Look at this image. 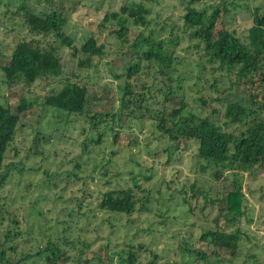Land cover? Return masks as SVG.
<instances>
[{"label":"rangeland","instance_id":"obj_1","mask_svg":"<svg viewBox=\"0 0 264 264\" xmlns=\"http://www.w3.org/2000/svg\"><path fill=\"white\" fill-rule=\"evenodd\" d=\"M139 2L148 9L144 26L127 18V31L118 37L115 19L102 20L122 4ZM21 3L34 12L59 5L66 14L62 32L71 44L78 49L92 37L102 54L78 65L85 56L79 50L28 32ZM187 5L205 14L216 9L215 30L225 27L243 42L252 10L257 7L264 15V0H0V103L12 112L20 99L30 103L18 114L3 157L7 178L0 188V249L5 257L0 264H125L120 256L126 249L135 253V264H264V162L215 177L218 166L197 157L189 134L172 140L165 130L168 113L181 98L180 115L207 117L234 134L244 126L225 117L228 102L246 108L244 122L261 116L264 46L257 58L261 68L249 79L236 77L237 66L218 68L202 44L188 37L182 21ZM143 37L164 42L171 56L168 67L142 58ZM34 38L57 46L60 74L29 86H7L2 66L12 46ZM134 62L140 68L127 80L125 68ZM68 82L86 89L81 114L42 104ZM124 82L130 86L127 95L122 94ZM236 185L242 207L231 214L223 203ZM126 187L134 198L132 213L97 207L105 190ZM7 227L16 234L2 243ZM207 229L237 230L234 254L201 239ZM47 241L64 253L51 263L45 257L53 249L42 251L52 247Z\"/></svg>","mask_w":264,"mask_h":264},{"label":"trees","instance_id":"obj_2","mask_svg":"<svg viewBox=\"0 0 264 264\" xmlns=\"http://www.w3.org/2000/svg\"><path fill=\"white\" fill-rule=\"evenodd\" d=\"M19 9H23V23L30 34L39 37L51 36L58 44L69 46L74 52L79 50L83 53L84 59L80 60L78 65L86 64L90 57L102 54V45L96 44L92 37H87L78 49L71 44L70 37L62 32V27L66 22V14L59 5L34 12L21 3ZM147 14L148 9L140 2L122 4L118 11L104 14L102 20L105 21L108 17L115 19L118 25L115 33L121 37L127 31L125 26L127 18H130L135 25L144 26L147 23ZM216 16V9L212 10L210 14H205L204 10H198L189 5L185 6L182 21L184 28L188 29V37L197 39L202 44L208 60L217 63L218 68L224 67L229 71L237 66L236 77L249 79L255 69L264 68L262 66L264 62L260 67L257 60L259 48L264 46V15L258 12L257 7L252 10V24L247 29L244 42L232 30L225 27L215 30ZM143 40L146 46L140 53L142 58L147 61L154 59L159 66L168 67L171 56L165 53L164 42L156 41L150 37H143ZM168 43H172V39H169ZM133 47L138 51L136 49L137 44ZM56 52V45L41 44V39L16 41L11 48L6 64L2 66L3 82L7 86L15 83L29 86L40 78L59 75L61 67ZM139 68L138 62L128 64L124 72L125 79L128 80ZM261 80L264 81L262 73ZM128 93H130V86L124 82L122 94L127 95ZM262 101L259 103L260 109H264V95ZM178 103L179 106L168 113L170 126L165 127L167 136L172 140H177L183 134H189L196 141L197 157L205 160L206 164L218 166L213 176L216 177L225 170L243 172L250 166L264 162V113L258 118L244 122L246 108L240 103L228 102L224 112L225 117L229 122L241 123L244 126L238 134H234L220 128L207 117H197L191 113L184 116L180 115L185 102L181 98ZM42 104L55 110L64 111L66 114H81L85 111L86 89L76 82L65 83L57 91L46 95ZM29 106V102L20 99L15 112H12L7 106L0 103V188L7 178V172L2 169L5 150L13 138L18 123V114L28 109ZM234 187L226 193L223 208L231 214H239L243 194L238 185ZM133 206L134 198L129 187L105 190L97 203L99 209L125 215L133 212ZM2 207L3 205L0 204V216ZM9 230L12 232L10 237H8ZM1 234L2 243H5L14 237L16 232L7 227ZM238 237L237 230L226 232L220 229H207L200 235L201 239H206L217 247L229 249L231 254L235 252ZM47 242L52 246L49 241ZM49 248L53 250L50 251L51 257H45L46 263H51L64 254L55 248V245L52 247L45 246L42 251ZM39 254H41L40 251L35 253V255ZM122 254L120 256L121 262L135 264L133 251L126 249ZM196 255L202 259L205 258L204 254L198 253ZM4 257L5 250L0 249V261ZM12 264H18V261Z\"/></svg>","mask_w":264,"mask_h":264}]
</instances>
